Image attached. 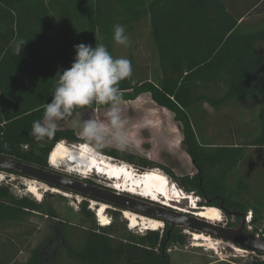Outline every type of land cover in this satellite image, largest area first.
Instances as JSON below:
<instances>
[{"label":"trees","instance_id":"obj_1","mask_svg":"<svg viewBox=\"0 0 264 264\" xmlns=\"http://www.w3.org/2000/svg\"><path fill=\"white\" fill-rule=\"evenodd\" d=\"M117 24L128 36L146 25L156 61L150 78L139 69L121 81L122 95L149 89L175 114L195 173L175 176L115 149L104 148L101 155L136 166L138 173L160 169L181 191L195 195L199 208H217L233 218L235 223L224 224L228 228L240 220L229 214L250 213L245 231L263 238L264 0H0V156L59 174L48 165L50 152L61 140L75 144L80 138L71 129H58L53 139L37 142L29 134L32 124L42 120L54 78L71 67L76 45L103 44L116 58ZM19 40L27 43L21 55L15 52ZM129 60L135 63L133 53ZM229 104L247 110L251 130H230L220 144L203 141L194 129L195 122L203 123L201 108ZM74 179L106 188L89 178ZM12 185H0V264H171L168 251L187 244L182 229L169 224L161 234H130L116 208L110 225L98 227L86 204L92 200L83 197L75 223L57 220L54 207L16 196ZM33 218L48 228L35 245ZM23 253L27 257L20 261ZM254 254L250 264H264V256Z\"/></svg>","mask_w":264,"mask_h":264},{"label":"rangeland","instance_id":"obj_2","mask_svg":"<svg viewBox=\"0 0 264 264\" xmlns=\"http://www.w3.org/2000/svg\"><path fill=\"white\" fill-rule=\"evenodd\" d=\"M129 39L131 41L130 47L125 48L115 44L116 58L126 57L129 59V55L133 53L135 63L132 65V71L139 69H142L143 71V69H146L145 71L148 73L146 77L150 78L152 74L151 70L154 69L156 61L154 49L148 40L147 26L141 24L135 33L129 36ZM108 107L103 108L101 105L93 103L90 106L76 109L71 117L65 121L59 122L58 129H71L76 133L77 137H79L83 122L88 119H103L104 113ZM120 108L121 118L125 121L124 132L126 134V143L122 148L110 144L106 146L105 149L124 151L137 157L147 159L154 162L156 165L165 167L175 176L192 175L195 173L192 161L186 154L184 146L182 145L183 124L175 119V114L169 108L160 105L157 100H155L151 90H142L137 95H122ZM199 117H201V120L203 119V123L198 120V123L195 122L194 124V129L197 134L202 137L203 141L210 144H220L227 141L226 139L230 135V130L246 132L251 130L252 127L250 121L251 117L247 110L238 105L229 104L218 110H213L204 105L201 108V114H199ZM227 118L229 120L232 118L233 123L231 120L229 123ZM109 160L114 165L128 167L135 172V174L138 172L136 166L128 165L125 162H118L117 160L106 157L105 161ZM60 166L61 167L59 168H52L59 174H65L71 178L81 179V176L78 174L69 172V168L65 163H62ZM157 170L169 180L171 183L170 187L175 185L174 181L169 179L165 173L160 169ZM0 175V185L13 183L12 189L16 196H27L37 203L42 204L41 202H43L48 207H54L58 213L56 215L57 220L69 218L73 223L76 222L79 203L83 201L82 197L72 194H68L69 196L67 197L64 195L67 193L42 191L41 197L35 198L32 194L27 192V189L31 182L36 181L15 177L13 175L6 176L5 173L1 172ZM88 178L104 187H109L111 185L104 177H102V175L92 174ZM175 187H177V185H175ZM178 190L182 192L184 195L183 197L188 196L179 188ZM189 196L192 198L190 199L191 201H199L195 195ZM188 201L189 200H184L182 202L184 207H187V203H189ZM93 202L95 201H87V208L93 213L96 225L102 227L97 222V217L95 215L96 211L93 210L98 206H94ZM113 211L117 210L109 207L105 212V216L109 221L111 216L110 212ZM43 217L45 218L46 216ZM120 218L126 223V229L130 234L143 235L146 233L147 230L144 231L142 226L130 229L128 222L123 218L121 212ZM221 218V222L218 223L221 226L231 222L235 223L233 218L226 219L222 213ZM32 221L38 229L37 234L32 238V244L35 245L42 240L47 233L48 228L46 226L47 222L44 220L39 221L38 219L33 218ZM238 226L239 222H237L235 228ZM163 229L164 225L156 232L161 234ZM181 233L186 237L187 244L184 247L177 246L168 251L171 264H250L251 257L255 256L254 253L247 252L232 244L215 238L210 237L211 241L206 243L204 241L202 242V240L194 241L192 233L187 232L184 229H182ZM26 257L27 255L23 253L19 256V260L24 261Z\"/></svg>","mask_w":264,"mask_h":264},{"label":"clouds","instance_id":"obj_3","mask_svg":"<svg viewBox=\"0 0 264 264\" xmlns=\"http://www.w3.org/2000/svg\"><path fill=\"white\" fill-rule=\"evenodd\" d=\"M113 41L125 48L131 46L124 25L117 24L113 27ZM26 44L23 40L16 41L15 52L21 55ZM74 50L76 56L71 67L57 73L52 99L42 106L43 118L33 122L29 134L37 142L51 140L58 131L59 122L71 117L76 109L93 103L108 105L103 119H88L83 122L79 132L80 143L73 144L61 140L58 144L63 146L66 163L87 166L98 158L106 159L101 155V150L106 146L114 144L122 148L126 143L119 84L131 77L132 65L126 57L114 58L103 44H95L93 47L81 43L76 45ZM59 167L61 166L56 168ZM76 174L80 176L79 173ZM91 175L92 173L88 172L83 177L88 178ZM97 222L100 225L98 219Z\"/></svg>","mask_w":264,"mask_h":264},{"label":"water","instance_id":"obj_4","mask_svg":"<svg viewBox=\"0 0 264 264\" xmlns=\"http://www.w3.org/2000/svg\"><path fill=\"white\" fill-rule=\"evenodd\" d=\"M0 172L34 180L49 189L60 191V193H69L99 204H105L120 210L122 214L124 211H128L139 216L155 219L163 224H169L171 227L182 228L187 232L203 234L232 244L240 249H247L252 251V253L257 252L264 256V239L245 231L247 225L246 217L239 213L229 214L233 217L241 218L239 226L237 228H228L225 225L209 223L205 219L196 217L194 215L195 212L183 214L136 195L119 194L111 186L106 187L109 190L89 185L69 176L55 174L11 158L0 156Z\"/></svg>","mask_w":264,"mask_h":264},{"label":"bare ground","instance_id":"obj_5","mask_svg":"<svg viewBox=\"0 0 264 264\" xmlns=\"http://www.w3.org/2000/svg\"><path fill=\"white\" fill-rule=\"evenodd\" d=\"M57 145H55L49 155L48 163L51 167L56 168L58 165L60 166L62 165V163H65L69 168V172L79 173L81 178H87L83 177V175H87L88 172H91L95 175H102V177H104L111 184L110 186L113 187L119 194L128 193L130 195H136L151 202L158 203L162 206L172 208L175 211L183 214L194 211V215L196 217L205 219L209 223L218 224L222 220L221 213L217 208H199L196 204L198 202L197 200L196 202L191 201L190 199L192 198L190 196H185L182 198L178 188L175 187V185H173V188H171V183L169 182V180L165 178V176L162 175L157 169L147 170L142 173L137 172V174H135V172H133L128 167L125 171L124 167H120V165H114L110 160L109 162L105 161L102 158L93 160L92 166H89V164L87 166H76L68 164L65 162L64 156H58L55 163H53L52 153L56 150ZM116 175L121 176L119 178ZM122 175H125V177H122ZM42 191L60 193V191L49 189L45 185L39 184V182H31L27 189V192L32 194L35 198L41 197ZM64 195L67 197L69 196L68 193ZM175 198L179 200L182 199V201L189 200V203H187V207H184L181 201H175ZM93 204L94 206H98L93 210H95L97 213H95V215L100 223V226H107V224H110V221L105 216V212L107 211L109 206L105 204H99L97 202H93ZM123 218L128 222L130 229L142 226V229L144 231H157L164 225L162 222L155 219L139 216L128 211L123 212ZM192 236L194 241L202 240V242L204 241L206 243L211 241V238L209 236H205L203 234L192 233Z\"/></svg>","mask_w":264,"mask_h":264},{"label":"snow or ice","instance_id":"obj_6","mask_svg":"<svg viewBox=\"0 0 264 264\" xmlns=\"http://www.w3.org/2000/svg\"><path fill=\"white\" fill-rule=\"evenodd\" d=\"M64 154H65V152H64L63 146L62 145H57L56 146V150L52 153L53 163H55L56 158L58 156L63 157Z\"/></svg>","mask_w":264,"mask_h":264},{"label":"built area","instance_id":"obj_7","mask_svg":"<svg viewBox=\"0 0 264 264\" xmlns=\"http://www.w3.org/2000/svg\"><path fill=\"white\" fill-rule=\"evenodd\" d=\"M250 219H251V215H250V213H248V215L246 217V223H247V225H248ZM247 228L250 230V227H247ZM256 237H259V235H256ZM263 238H264V235H263Z\"/></svg>","mask_w":264,"mask_h":264},{"label":"flooded vegetation","instance_id":"obj_8","mask_svg":"<svg viewBox=\"0 0 264 264\" xmlns=\"http://www.w3.org/2000/svg\"><path fill=\"white\" fill-rule=\"evenodd\" d=\"M239 219H240V220H239V223H240V221H241V218L239 217ZM236 226H237V225H236ZM236 226H235V227H236ZM235 227H234V228H235Z\"/></svg>","mask_w":264,"mask_h":264}]
</instances>
